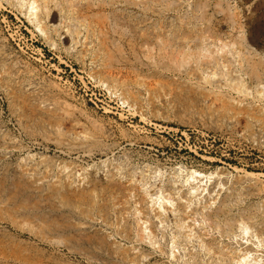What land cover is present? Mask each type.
I'll list each match as a JSON object with an SVG mask.
<instances>
[{
	"label": "rangeland",
	"instance_id": "rangeland-1",
	"mask_svg": "<svg viewBox=\"0 0 264 264\" xmlns=\"http://www.w3.org/2000/svg\"><path fill=\"white\" fill-rule=\"evenodd\" d=\"M9 1L12 0H0V156L4 157L0 159V183L3 181V175L16 169L23 172L27 170L26 178L38 184L52 182L62 185L74 181L76 186L81 184L84 187L93 178L106 183L111 181L109 179H113L111 183H121L124 189L122 193L126 195L121 194L120 202H124V205H117L115 211H110L111 222L115 225L104 229V232L110 233L116 231L118 226L122 229L126 226L130 236H135L139 227L135 224L136 219L131 211L134 212L135 207L139 210L147 208V227L152 228L153 223L157 225L154 231L156 240L165 254L158 250V247L154 249L147 243H138L136 240L131 241L132 239H124L123 236L114 234L112 241L115 239L116 243H121L122 249L128 250V253L137 251L130 253L131 256L141 254L136 263L128 261L119 264H233L234 260L230 257H233L231 255L234 248L241 249L243 246L233 241L227 231L232 233L238 230L239 220H244L253 230L251 231L262 240V246L254 252L259 254L264 264V119L263 122H257L238 113L248 108L249 112L264 118V100L258 101L252 96H244L227 89L217 90L201 80L200 72H196L197 76L194 77L179 73L169 59L159 56L161 54L157 46L151 51V56L148 51L143 54L139 45L129 44L127 34L133 28V16H140V12L119 0H113L114 6L109 5L110 0H105L108 5L100 0H94L93 4L89 0L65 3L67 10L74 3L72 8L76 7L82 12L78 13L81 22L70 20L69 10L65 11L66 14L62 12V16L56 11V19L47 20L50 28H54L52 25L58 22V26L61 23L59 34L53 37L59 50H53L50 43L43 39V33L30 25L19 11L24 0H13V6ZM169 1L174 4H152L154 12L149 11L144 25L149 35L160 26L163 31L159 33L166 35L167 30L169 35L170 30L177 34L178 14L189 15V4L195 0ZM58 2L60 0H50V7L54 8ZM206 2L208 6L205 9L204 22H194L198 34L204 36L200 41L203 44L207 42L214 51L215 45L220 44L217 42L228 41L230 46L225 48V51L231 49L240 55L234 54L235 59L227 51L229 57L224 54V57L227 56V59H230L228 61L233 63L230 66L233 78H244L255 96L253 88L256 83L247 74L245 59L259 60L264 64V0H225L224 6L227 7L228 3L231 6L238 4L241 8L239 25L230 24L231 21L227 18L230 17L229 11L219 12L217 0ZM180 5L183 10L178 13L179 11L173 8ZM109 7L116 8L119 14L124 13L130 17L118 20V26H115L117 32L113 31L114 28L110 24L113 15H109ZM83 16H87V19L84 20ZM240 25L239 31L237 28ZM71 26L72 29L82 31L80 36L75 38L80 41L78 44L67 32V28ZM216 30L221 34L218 41L215 37ZM176 34L173 35L175 38ZM250 37L256 38L252 45L248 43ZM137 39L141 40L136 36L135 41ZM148 41L153 42L152 39ZM200 41L198 44H201ZM152 42L149 44H153ZM232 43H235L234 46H231ZM247 45L252 46L253 50H249L251 53ZM212 69L213 71L208 68V71L218 72L219 76L211 81L218 83L216 80L219 77V81L224 84L228 77L224 79L222 76L226 71L222 72L215 67ZM210 71L207 73L210 74ZM111 76L117 78L121 85L118 94L98 82L100 77ZM109 85L114 86V83L110 82ZM121 90L123 96L129 97L130 104L122 103L123 96H119ZM237 106L239 107L235 108ZM261 108L263 112H260ZM193 170L208 175V178L203 177V181L196 188H190V185L185 183ZM247 171L255 175L247 177ZM210 173L214 174L209 175ZM5 181L7 183L3 184ZM5 181L1 183L5 187L0 189V264H96L67 249L64 245V230L60 234L50 231L42 233L37 222L32 224L37 228L38 235L30 233L27 227L16 228L11 222V214L13 213L14 219L22 221L15 208L21 206L22 202L25 205V201L20 199L18 205H14L18 199L14 200L16 195L12 192L10 184L7 185L11 180ZM81 185L78 187H82ZM189 190L194 193L189 194ZM162 192L164 196L174 197L173 207L176 211L171 215H162L161 221L154 217L155 212L149 196L150 193L155 196ZM130 196L132 199L129 200ZM225 200L229 205L226 208L222 203ZM180 204L188 207L186 212L183 213V208L179 211L177 206ZM122 205L124 208H120ZM193 208L204 210L194 215L191 214ZM221 208L226 213L221 214L220 221L223 223L224 215H227L232 224L229 228L221 223L223 227L218 228L216 223L208 222L211 219H207V215ZM118 209H124L122 212L127 213L123 215L124 218L119 217V213L115 214ZM180 217L188 219H183L185 223L181 221L180 225L179 222L177 225V219ZM189 230H193L191 232L194 234ZM59 236L62 239L60 243L56 240ZM5 243L7 245H4ZM207 243L213 245L210 251L205 248L208 247ZM215 244L220 248L225 247L226 251L222 250L228 253L227 260L217 251ZM18 250L24 261L3 257ZM171 251L176 255L175 259ZM177 258L180 260H176Z\"/></svg>",
	"mask_w": 264,
	"mask_h": 264
},
{
	"label": "bare ground",
	"instance_id": "bare-ground-1",
	"mask_svg": "<svg viewBox=\"0 0 264 264\" xmlns=\"http://www.w3.org/2000/svg\"><path fill=\"white\" fill-rule=\"evenodd\" d=\"M24 1L25 2L23 3V5L21 6L19 11L21 13H23L25 18L27 19V22L30 25L34 26L35 28H37V30H39L41 33H43V35L45 36V38H43V39H46L47 43H50V45L52 46L53 50H59L60 49L58 44H57V42L53 39V37H55V35L59 34L58 32H59L61 23L59 24V26L57 25L59 22L56 25H52V26H54V28L51 27V28H53V29H51L50 27H48L47 20L50 18L51 21H52V20L56 19V16H57L58 13L62 16V12H64V14H66L65 11L67 12L69 10V13L71 14V17L69 19L73 20V21L76 20L79 23L81 22L79 20V16L80 15H78V13H82V12H79V9H76V7L72 8V7L75 6L74 3L72 4V7L70 6L68 8V10H67V8L65 6V3L73 2V0H60V2L55 3L54 8L50 7V4H49L50 0H40L42 3H40L39 0H24ZM89 1H91L92 4L94 3V0H89ZM101 1L105 3V0H100V2ZM110 1H111V3L109 5L112 4L114 6V4H113L114 1L113 0H110ZM116 1H118V0H115V2ZM119 1L123 2L129 8L137 9L140 12V16H137L138 14L136 16H133V19H135V20H133V22H134V24L132 25L133 28L130 29L128 24H131V23H129L128 21H127L128 24L126 23L127 24L126 26H128L129 29H130V30L128 29L130 33L127 32V34H129V37H128L129 38L128 42H130L129 44H131L132 46H135L136 44L139 45L141 47V50H143L142 51L143 54L145 53V51H148L149 56H151V53H152L151 51H153L154 47L157 46L156 48H157L158 52H160L159 54H161L159 56H162V57H164L166 59H169L173 63V65H175V69L177 68L178 71H180L179 73L186 74L188 77H194V75H196V72H200L201 73V77H200L201 80L206 82V83H209L212 86H214L217 90L218 89L219 90H222V89L226 90L227 89V90L235 91L238 94H243L244 96H252L253 99L256 98L258 101L264 100V75H262V72H261L263 70V68H262L263 67L262 66L263 63H261L259 60H254V59L253 60H248V58L245 59L246 62H247V67H248L247 68V74L250 77H252L254 79L255 83H256L254 88H253L255 93H256V95L253 96V90L248 88L247 83H246L244 78H242V77H238L236 79L233 78L232 71H230V66L233 63L231 61H228L230 59H227V56L229 54H232L230 56H234V54H237V56H238L239 52H233L230 49V51L226 50L227 53H229L228 55L226 54L225 48L228 49V47L230 45L227 43L228 41L225 42L223 40H220V42H217L220 39L219 35H221L220 32H218L219 30L215 31L216 32L215 37H217V41H216V39H215V41L217 43H220L219 45L216 44L217 46L215 45V47H214V48H216L215 51L213 49H210V47L207 44V42L203 44L200 41L201 39H204V36H202L201 34H198V31L196 30V25H194V22L196 23V22H199V21H202V20L204 22L205 9L208 6L207 5L208 3L206 2V0H195L192 4L188 3L189 6L191 5V8H190L191 13H189V15H186V16H184V14H182V15L178 14L179 15L178 16L179 25L177 26L178 27L177 28V34H176V32H171L169 30V35L167 33V30L165 31L166 35H164V33H159L161 31H163L161 26L158 29H156V31L153 34L149 35L150 33H148V31L146 30L144 25H146V22H147V19H148V16H149V11L152 10L154 12L152 4L156 3V5H157V4H162V3L164 4L165 3V4H168V5H171V4H174V2H170L169 0H119ZM224 1L225 0H217V2H216L217 8H220L219 12L224 11V10L229 11L230 12V17L228 16L227 18L231 21L230 24L232 23V24H238L239 25V19H240L239 17H240L241 8L239 6H237L238 4L237 5L234 4L233 6H231V4H229V3L227 5V7H226V5L225 6L223 5ZM9 2H10V4L12 6L14 5L13 4V0L9 1ZM9 2H8V4H9ZM96 2H98V1H96ZM105 4L108 5L107 3H105ZM0 6L2 7V2H0ZM23 7H25V10H23ZM173 9L179 11L178 13H180L181 10H183L181 5L173 8ZM75 10H76V12H75ZM56 11L57 12L59 11V12L56 13ZM117 12L118 11H116V8L114 9V8L109 7L108 13H109V15L110 14L113 15L112 17L110 16L111 17V22H112L110 24H111L112 28H114L113 31L115 30V32H117V30H118L115 26H118V23H119L118 20L120 18H122V17H124L126 19L130 18L129 15H126L123 12H122L123 16L121 14H119V12L118 13ZM69 13H68V15H69ZM185 13L187 14V12H185ZM129 14L131 15V13H129ZM106 15L108 16V14H106ZM107 16H106V18L108 19ZM64 17H65V15H64ZM82 18L84 20H86L87 16L86 17L83 16ZM131 18H132V16H131ZM104 19H105V16H104ZM130 21H132V20H130ZM108 22H110V18H109ZM124 22H125V20L123 21V23ZM83 23L81 24L82 26H83ZM87 23H90V22H87ZM81 25H80V27H82ZM89 25H91V23ZM241 25H240V27L237 28V30L240 31L239 28H241ZM124 28H125V26H124ZM198 28H200V27H198ZM91 29H93V27ZM125 30H127V29H125ZM241 30H243V29H241ZM67 32L69 33V35L74 37V40H76L75 38H78L80 36V33H82V31L80 32V29H77V28L72 29V26L67 28ZM118 32H120V31H118ZM122 32H123V29H122ZM207 32H210V31L208 30ZM124 33H126V32L124 31ZM174 33L177 35V38L174 37L175 36ZM94 34H95V32H94ZM122 34L123 33H121V35ZM210 34H211V32H210ZM116 35H117V33H116ZM136 36L140 37L141 40L138 41V39H137V41H135V37ZM66 37L67 36H65V38ZM148 39H152L153 42L152 41H148ZM243 39L245 41V38H243ZM248 40H249L248 43H250L252 45L255 42L256 38L250 37V39H248ZM199 41L201 42V44H198ZM72 42H73V40H72ZM75 42L78 44L80 41L76 40ZM128 42H126V43H128ZM149 42H152L153 44H149ZM235 43H232L231 46H234ZM251 45H247L248 51L251 50V49L253 50ZM240 47H243V46L240 45ZM66 49H69V48H66ZM249 52L251 53V51H249ZM224 54L227 55L226 58L224 57ZM141 55H142V53H141ZM82 56H84V55L82 54ZM146 57H147V55H146ZM234 58L236 59V55L234 56ZM263 58H264V54H263ZM239 60H241V59L239 58ZM241 65L242 64L240 62V66ZM214 67L216 69L218 68L222 72L226 71L225 74L222 76L224 79L226 77H228V78H226V82L224 84L219 81L220 80L219 77H218V80H216V81H218V83L217 82L215 83V81H211V80H214L212 78H217V76H219V75H217L218 72H211L210 70L209 71L211 73L208 74L209 73L208 68L213 71L212 68H214ZM173 68H174V66H173ZM178 71H176V72H178ZM214 71H217V70H214ZM111 77H109V78L108 77H100V78H98L99 79L98 82L101 85H104L107 89H109V91L113 90V92L115 94H118V92L120 90L119 89V85L120 84L118 82V79L113 77V76H111ZM252 78H250L251 81H253ZM110 82L114 83V86H110L109 85ZM181 85H183V84H181ZM120 87H121V85H120ZM179 89H180V87H179ZM205 91H207V90H205ZM121 92H123V91L122 90L120 91L119 96H121L123 94ZM209 92H211V91H209ZM220 92H222V91H220ZM192 94H194V93H192ZM207 94H209V93H207ZM214 94H215V92H214ZM228 95H229V93H228ZM121 99H122V103L123 104H126V103L130 104L129 103V97L123 96ZM229 100L231 101V105H233L232 104L233 103L232 99L230 98ZM234 101H235V99H234ZM220 102H222V100ZM132 105H130V106L128 105V106L131 107ZM223 106H224V104H223ZM253 106L255 107V105H253ZM238 107L239 106H237L235 108H238ZM242 108H244V107H242ZM247 109L245 111H243L244 109H242L238 113L243 114L244 117H246L247 119H255V121H257V122H263V119H264L263 117L261 118V117L257 116L256 114H254L252 112H249L248 111L249 109L248 110ZM253 109L254 108H252L251 111H253ZM261 111L263 112L262 108L260 109V112ZM238 113H236V115H238ZM259 124H261V123H259ZM1 157H3V156H0V159H1ZM61 168H63V167H60V169ZM65 169H66V167H65ZM26 171L27 170H25V172ZM4 172H6V171H4ZM25 172L19 171V169L18 170L16 169V170H14L12 172H9V174L3 175V177L1 176L3 178L2 179L3 181H5V180L10 181L11 180V182H9L7 185L10 184V187L13 190L12 192L15 193V195H16L14 200H16V198L18 199V201L16 200V202H14L15 204L14 203L13 204L14 205H18L17 202H19L20 199L21 200L23 199L25 201V205L22 202V205H24V206L21 205L22 207L18 206L17 208H15V212H17L19 215H21V218L23 219L22 221L17 220L18 218L14 219V216L12 215L13 213L11 214V216L13 217V218H10L11 222L16 228L25 229V227H27V229L30 231V233H32V234L34 233V235L35 234L38 235L39 232L36 230L37 228H35L34 225L32 224V222H37L39 224V228L41 227V230H39V231H42V233H44V231H50V232H54V233L60 234V232L62 230H64V245L67 247V249L70 250L72 253L77 254V256L80 255L81 257H83V259H86L87 261H89L91 263H96V264H119L121 262H128V261H130L132 263H136V262L139 261L138 257L141 254H139V256H138V254H136L137 256L136 255H134V256L132 255L131 256L130 253H132L133 251L132 252L130 251V253H128V250L125 251L124 249H122V247L120 246L121 243L120 244L116 243L115 239L112 241L111 237L114 234H116V235L119 234V235H121V237L123 236L124 239L125 238L132 239L131 241L136 240L138 243H147V244L150 245V247L152 246V248H154V249L155 248L157 249V247H158L159 248L158 250H160V251L163 250V249L160 248V246L158 244V241L156 240V233L154 232L157 229V225H155L153 223V226L151 225L152 228L151 227L150 228L147 227V225H148L147 223L149 221V216L147 215L148 212L146 214V211H145V210L148 211L147 208L146 209L143 208V209L139 210V208L135 207V209H134L135 211L134 212L131 211L134 214L135 219H136V223L135 224H137L138 225L137 227H139L138 230H137V233L135 234V236H133V237L130 236V234L128 233L130 231L124 225H123L124 226L123 229L119 228V226H118L116 231H112L110 233H106L108 231L104 232L106 229H109L113 225H115L113 222H111V218H110L111 216L109 215L110 211L114 210L117 205H118V207H119L120 204L124 205V202L123 203L120 202V200L122 198L121 194H122V196L126 195V194L123 195V193H122L124 189H123V187H121V185H120L121 183L120 184L119 183H117V184L111 183V181L113 179H109L111 181L106 183V182H102L101 180H96V179L93 178L84 187L81 184H79V185H81L82 187H78L79 186L78 184H77L78 186H76L74 181H72V182L68 181L69 183H67V184H64V183L62 184L61 183L62 185H60L59 183L57 185H56V183L52 184V182L49 183V184H38L37 182H30L29 181L30 179L28 180L26 178ZM214 173H210L209 175H213ZM245 173H246L247 177L248 176L253 177L255 175V173L249 172V171H247ZM28 176H30V175H28ZM203 177L204 178L205 177L208 178V175H206L204 173L202 174V172H200V171L193 170L191 172V174L189 175V177L186 179L185 183H188V185H190V188H196L197 185L200 184L201 181H203L202 180ZM210 178H211V176H210ZM191 179H193V180H191ZM5 183H7V182L6 181L3 182V184H5ZM3 184H1L2 188H0V189H3V187H5V186H3ZM183 186H184V184H183ZM185 186H186V184H185ZM11 188H9V190ZM6 190H8V189H6ZM192 191H193V189H192ZM192 191L189 190L188 193L192 195L194 193ZM7 193H9V192H7ZM130 194H132V193H130ZM13 195H12V197H14ZM127 196H129V195H127ZM149 197L151 199L153 211L155 212L154 213V217H157L158 219L161 220V216L162 215L163 216H165V215L167 216V214L171 215V213L176 211V209L173 207L174 197H172V196H169V197L164 196L163 192L160 195L156 194L155 196H154V194L150 193ZM130 199H132L131 196H130L129 200ZM180 199L182 200V197ZM180 199H177V200H180ZM125 202H127V201L125 200ZM136 203L138 205V202H136ZM222 203H223L225 208L229 206L227 204V200H225ZM125 204H127V203H125ZM123 205L120 208H124ZM135 205L136 204H134V206ZM177 208H179V211H182L181 209L183 208V213H184V212H186L188 207H186V205L184 206L183 204L181 206V204H180V205L177 206ZM116 209H117V207H116ZM193 209L194 210L191 209L192 212L191 211H187V212H191V214L195 215L200 210V209H197V208H193ZM202 209H201V211H202ZM123 210L124 209H118V210H116L115 214L119 213L120 214L119 217L124 218L125 216H123V215H125L127 213H125V212L123 213L122 212ZM143 210L145 211V213H144ZM201 211H199V212H201ZM44 213H47L48 215H45ZM128 213H130V212L128 211ZM180 213H182V212H180ZM225 213H226L225 210L221 208L218 211H216L215 213L208 214L207 215V217H208L207 219H211L208 222L212 221L213 224L216 223V226L218 228L221 227V224H223V226H225L226 228H229L232 224L230 223L231 221H229V219H228L229 217L227 215H224L225 217L222 220L223 223L220 221L221 216H222L221 214H225ZM42 214H44V215H42ZM51 214H55V215H51ZM56 214H58V215H56ZM186 214L191 215L189 213H186ZM186 214H184V215H186ZM14 215H16V214H14ZM119 217H117V218L119 219ZM232 217H234V216H232ZM183 219L185 220V219H188V218H183ZM183 219L181 217L179 218V220L177 219V225H178V222H179V225H180L181 221H183V223H185ZM204 223H206V222H204ZM234 223L235 222H233V224ZM200 224L201 223H199V225ZM213 224H212V226H213ZM158 225H160V224H158ZM164 225L166 226V224H164ZM237 225H238L237 226L238 230H236V231H234L232 233H230L231 231H227V234L231 235L230 238L233 241H235L238 244H240V246H243V248H241V247H240L241 249L234 248L233 255H231L233 257H230V256L229 257L232 258V260H234L233 262L235 264H263L262 263V259L260 258L259 254L254 252V251H258L260 246H262V240L259 239V236H257L256 234H254L252 232L253 230L250 229L249 226H247L248 224H246L244 220H239ZM35 226L38 227V225H35ZM176 228H179V227H176ZM180 229H182V228H180ZM223 229H225V228H223ZM191 231H193V230H191ZM191 231H190V233H193ZM223 231H225V230H223ZM178 234L179 233H177V235ZM196 238H197V236H196ZM9 239L11 240V242L14 243V241L11 238H9ZM58 239H56L57 242H59V243L62 242V241H60V240H62V239H60V236H59ZM171 240H173V239H171ZM131 241H129V242H131ZM186 243H187V241H186ZM212 243H207L206 246L208 245V247H205V248H208L207 250L210 251V249L213 248ZM147 244H144V245H147ZM4 245H7V243H5ZM200 245H202V244H199V246ZM215 246H216V244H215ZM16 247H17V249L20 248L19 245L16 246ZM221 247H223V246H221ZM185 248L186 247L183 248L184 251H185ZM224 248L225 247L220 248L219 245L216 246L217 251H219L220 254H222L224 256V259H226V257L228 256V253L227 252L225 253L222 250ZM135 249H136V247H135ZM2 250H5V249H2ZM19 251L20 250L14 251L13 253H11V255L5 254V255H3V257L14 258V259H16L18 261H24L25 259H24L22 254L18 253ZM134 252L136 253L137 251H134ZM162 252L164 253V251H162ZM172 253L173 252L171 251V255L175 259L176 255L172 254ZM8 254H10V253H8ZM207 254H208V252H207ZM213 254H214V252H213ZM217 256H215V257H217ZM144 257H145V255H144ZM146 257H147V255H146ZM140 258L142 259V256ZM173 258H171V259H173ZM191 258H192V256H191ZM176 260H178V258ZM206 261H207V259H206Z\"/></svg>",
	"mask_w": 264,
	"mask_h": 264
}]
</instances>
